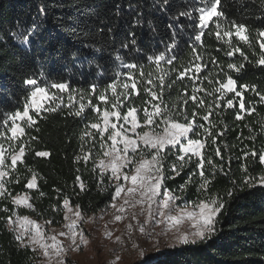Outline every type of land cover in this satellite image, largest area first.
Instances as JSON below:
<instances>
[{
	"label": "trees",
	"instance_id": "16d2710c",
	"mask_svg": "<svg viewBox=\"0 0 264 264\" xmlns=\"http://www.w3.org/2000/svg\"><path fill=\"white\" fill-rule=\"evenodd\" d=\"M210 3L211 0H0V132L11 136L3 121L9 114L24 110L33 88L25 84L26 79H35L49 95L56 97L39 110V116L30 113L36 120L34 125L26 123L23 127L25 134L21 140L26 148L23 162L18 161L16 170H11L6 178L12 181L6 183L11 196L0 198V209L10 210L0 211V264H39L40 261L32 247H24L15 239L16 233L6 219L13 211L53 228L65 221L62 207L65 198L69 199L70 207L79 205L84 216H95L110 205L115 182L109 179L108 172L101 176L100 168L96 167L103 158L104 140L96 129L87 127L100 119L92 106L101 112L113 110L116 97L109 84L115 86L119 100L125 105L119 109L122 113L130 107L139 110L141 131L149 130L143 125V109L152 111L154 103L167 105L173 111L183 108L175 116L179 121H183L185 114L191 118L194 110L198 113L196 131L200 135H190L205 141L201 151L205 174L211 183L206 191L200 187L199 160L192 156L179 175L170 169L166 172L175 178L165 180L164 187L181 197L176 201L178 207L213 197H219L224 204L211 239L170 250L149 264H264V186L260 183L264 164L259 161V154H264V102L257 95V92L264 94V66L257 64L261 56L257 34L264 30V0H220L219 10L224 15L213 17L204 29L202 43L196 42L194 35L199 29L180 14ZM233 23L247 27L250 43L233 35L230 47L227 37L218 39L217 24L222 35L223 30L235 32L231 28ZM34 26L38 27L29 44L13 39V33ZM193 43L196 53L192 51ZM233 48L241 52L226 55ZM197 54L202 57L199 61L195 59ZM158 55L165 57L159 66L154 59L149 60ZM170 58H174L172 64L166 62ZM129 63L138 67H124ZM229 63L244 67L236 72L228 68ZM195 64L204 66L200 73L195 72ZM189 66H193L192 70L183 79H177ZM165 73L161 92L160 77ZM225 74L236 81L242 96L221 89L225 92L221 97L215 91L219 87L215 81H226ZM128 75L136 82V92ZM53 83H64L69 90L60 92L52 87ZM125 83L129 85L127 89ZM93 85L95 93L91 91ZM242 85H248L249 90L239 87ZM253 85L256 92L251 90ZM146 89L156 92L160 99L152 101ZM126 93L132 94L125 99ZM102 94L107 95L108 103L97 99ZM193 95L195 102L189 99ZM200 100L205 102L204 106L197 107ZM228 100L233 106H228ZM241 102L254 111L241 110ZM82 103L84 110L76 115ZM217 104L221 106L216 107ZM56 105L59 107L55 111L47 110ZM209 111L212 114L207 123L202 117ZM237 114L240 119L236 118ZM8 127H11L9 121ZM205 129L212 135L206 136ZM86 132L91 136L83 135ZM10 143L0 137L1 145L8 148ZM217 149L220 156L216 155ZM37 151L50 155L38 157ZM253 151L256 157L251 155ZM85 154H89L87 162L83 159ZM146 158L151 159V154L146 152ZM209 159L211 165L207 164ZM173 162L179 167L175 151L168 155L166 167ZM6 163L10 165L11 161L7 159ZM193 173L196 175L192 176ZM33 174L37 188L28 189L25 184ZM77 176L83 182V190ZM248 178L252 179L246 183ZM181 185L185 186L183 191ZM25 193L32 208H16L11 197ZM53 207L62 210L54 212ZM47 220L52 224H46Z\"/></svg>",
	"mask_w": 264,
	"mask_h": 264
},
{
	"label": "snow or ice",
	"instance_id": "6c2138e0",
	"mask_svg": "<svg viewBox=\"0 0 264 264\" xmlns=\"http://www.w3.org/2000/svg\"><path fill=\"white\" fill-rule=\"evenodd\" d=\"M220 0H211L210 6L205 4L202 7H198L193 9L192 11L182 12L180 15L186 17L189 21H191L192 26L194 28H198L199 32L194 35V40L196 42L202 43V36L204 34V29L209 25V22L213 19V17H221L223 16V12L219 10ZM43 11V10H41ZM198 13V15H194L193 13ZM38 26L30 27L28 29H21L19 33H13V39L22 43L29 44L31 42V38L35 36V28ZM221 26L217 24V37L221 39L223 37H227V43L231 47V38L235 35L241 41L246 43H250V40L247 36V27L243 24H235L231 25V28L235 29V32L231 30H223L221 35ZM258 39L257 43L260 46L261 56L257 61V64L264 66V30L258 31ZM135 44V40L132 41ZM193 53L197 52L196 44L193 43L191 45ZM171 49H169L170 51ZM235 52H241L239 48H233L231 51L227 52L226 55L232 56ZM155 60L157 66L163 60H165L164 56H156L155 58L149 57V60ZM197 61L201 60L202 57L197 54L195 56ZM247 59V57H245ZM174 58L167 59L166 62L168 64L173 63ZM215 63V61H213ZM124 67L128 69H135L138 65L135 64H125ZM193 66H189L185 68L183 72H180L177 76V79H183L184 76L192 70ZM202 64H195V72L200 73L203 70ZM244 65H236L233 63L228 64V68L239 72L243 69ZM143 75V73H141ZM167 73L163 74L160 77L161 84V92L164 86V79ZM226 81H215L216 84H219L218 88H215L216 92L221 93V97L225 95V92H222L221 89L226 90V92H235L236 96H242V93L237 90L236 81L230 76L227 75ZM128 80L132 81V89L133 92H136V82L131 75H128ZM148 83H151L149 80ZM209 83H213L211 80ZM26 85L33 86L30 96L26 99V103L24 105V110H17L14 114H9L7 119L3 121L4 127L11 133V136H8L5 132H0V137L4 139L10 140L8 148H5L3 145H0V198H5V196H11V193L7 191L6 183L12 182L7 180L6 178L11 175V170H16L17 162H23V157L26 151L25 144L21 140V137L24 136V129L20 125L17 124L18 120H25L28 126H32L36 123V120L29 114V109L32 108L36 111L37 116L40 115L39 109H41L42 105L36 103V97L40 96L42 98L48 100H54L56 97L48 94L46 88L38 85L35 79H26ZM53 88L59 89L60 92L68 91L69 86L64 83H53ZM109 88L112 89L113 95L116 97L115 102H112V111L108 109L101 110L92 106L93 111L97 112L100 115V119L95 122L89 124L87 127L90 129H96L99 133L102 140H104L105 133H108L107 140H110L111 146H108L106 142L101 143V148L105 149L103 152V156L107 159H100L96 167L100 168L101 176L105 174V172H111L109 176L110 180L116 181L115 183V191L111 196L110 207L115 210L117 214L114 215L115 221L119 222L123 219L122 214L126 211V206H134L136 204H144L147 201L148 204V219L145 221L147 224L151 221L153 224L158 223L156 220V216L162 218V222L168 224L170 227L178 225L182 222L183 219L187 218L189 220H193V227L195 231L190 235L192 237L191 241L189 239V234L184 233L180 234L176 237V240L179 244H188L189 242H195L197 239L199 240H209L215 234L216 231V223L218 222L217 218L219 213L224 207L222 200L219 197H213L208 200H199L195 202L193 205H188L187 202L178 210V215H173L175 209V203L177 200L181 199L170 192L166 187H164V181L167 179H174V176L166 175V172L170 169L172 173L176 175L180 174V169L187 162L191 161L192 156H196L199 160L197 163V169L199 170L200 176V187L207 190L208 185L211 183V179L205 174V158L202 153V149L205 147V141L202 139H193L190 134H194L199 136L200 133L196 131V116L198 113L194 110L191 114V118L187 114L183 116V121H179L175 119V116H178L180 112H183L184 109L181 108L178 111H173L168 108L167 105L161 107V104L154 103L152 104V111H149L148 108H144V120L143 125L147 126L149 130L143 131L142 133H137L136 129L140 128L141 122L138 118L139 110L135 107L128 108L127 112L122 113L119 109L124 107L122 101L119 100V96L115 91V86L113 84L108 85ZM124 87L127 89L129 87L128 83L124 84ZM249 90L248 85L239 86ZM252 91L256 92V87L253 85L251 88ZM91 91L95 93L96 88L95 85L92 86ZM149 94L152 97V101H156L160 99V96L156 92H151ZM203 91V89H200ZM132 93H126L125 99L128 98ZM138 94V92H137ZM211 94V93H208ZM257 95L260 97V101L264 102V94H260L257 92ZM70 101L73 100V97L69 96ZM83 99V97H81ZM98 100L108 103L109 99L106 94H102L97 97ZM194 102L196 100L195 95L189 97ZM146 104L151 103V101H145ZM187 103V100L184 101ZM204 101L200 100L197 103V107L204 106ZM228 106H233L232 101H227ZM89 105H91V101L89 100ZM71 106V105H66ZM221 105L217 104L216 107H220ZM55 107H49L48 111H55ZM241 110L247 111L251 113L254 109H248L245 107V104L241 102L240 104ZM84 110L83 103L80 105V110L76 112V115H80V113ZM212 113L209 111L208 114L203 115L202 119L210 123L209 117ZM115 118V122H111V118ZM237 119L241 117L237 114ZM157 120L159 123H157ZM8 121H12L11 127H8ZM200 128H203V125H199ZM111 129V131H109ZM157 129H160L159 131ZM132 133L133 135H129ZM206 136H211V132L205 129ZM83 135L91 136V133H84ZM82 135V139H83ZM217 135H223V133H217ZM135 137V138H133ZM35 139V137H32ZM215 136H212L213 143H215ZM19 141V143H17ZM119 145H123V147H119ZM143 145V147H141ZM175 151L176 153V161L180 162L179 167L175 162L166 167V160L170 153ZM139 152V160L135 159L137 153ZM146 152L151 154V159L146 158ZM36 156L38 157H48L50 154L45 151H37ZM131 154V155H130ZM217 156H220L221 153L219 149L216 152ZM248 154L246 153L245 156ZM253 157L257 156V153L253 151L251 153ZM11 160V164H7L6 160ZM85 162L89 159V154H85L83 157ZM259 161L261 164H264V154H259ZM207 164L211 165L212 161L207 160ZM128 168L129 171H123V169ZM95 170V169H94ZM196 173H193L192 176H195ZM190 176V180L192 179ZM252 178L246 179V183L250 182ZM76 180L80 182L81 190L84 189L83 182L79 176L76 177ZM123 180L124 183H120ZM15 182H19V178ZM260 183L264 184V177L260 178ZM126 185H130L127 186ZM25 187L28 189L37 188L36 176L33 174L32 178L27 181ZM184 185H181L180 190H184ZM43 195V193H41ZM123 194V196H122ZM139 196V199H135L136 196ZM228 195L231 196L232 192L229 191ZM157 197H162L157 200ZM12 203L19 207H28L32 208V205L28 202L29 197L27 194H17L16 196H12ZM122 199L123 203L117 204L116 201ZM70 201L68 198L63 200V210H65L64 220L67 222L64 227L67 231H61L57 235L64 236L70 240V248L72 251H79L83 245L88 243L87 238L82 230H80L79 225L81 222H85V218L83 213L80 210V206L77 205L75 210H73L70 206ZM155 206V207H154ZM191 208L192 210H189ZM34 210V209H33ZM54 212H59L62 209L60 207H53ZM167 210V211H165ZM2 212H9L8 208L0 209ZM71 213V215H69ZM15 216V220L13 219ZM7 223L10 227L17 232L15 239L20 242L24 247H32L35 250L36 246H38L41 250H43V255L49 259V264H52L53 260L55 264H67V262L63 259V254L66 253L69 249L65 248L62 243H60L57 239V235H47L45 234L43 227L41 225L36 224L35 221L30 220L28 217H21L12 212L11 215L6 217ZM46 224H52L51 220L45 221ZM31 225V228L28 227ZM138 230L141 234H146L151 238L152 233L149 231L146 233V229L144 225H139ZM168 228L165 229L167 231ZM112 234L108 233L110 237ZM45 240H50L52 243H45ZM115 242H121V237L117 236L115 238ZM135 247V245H133ZM51 249V253L49 251ZM141 258H143V252H140ZM118 259V258H117Z\"/></svg>",
	"mask_w": 264,
	"mask_h": 264
},
{
	"label": "rangeland",
	"instance_id": "374dc122",
	"mask_svg": "<svg viewBox=\"0 0 264 264\" xmlns=\"http://www.w3.org/2000/svg\"><path fill=\"white\" fill-rule=\"evenodd\" d=\"M48 101H49L48 99L42 98L40 96L36 97V103L42 105L41 109L45 106V104L48 103ZM32 112H36V111L30 108L29 114ZM9 122L12 124V121ZM111 122H115L114 117L111 118ZM26 123L27 122L25 120L17 121V124L20 125L21 127H24ZM109 131H111V129H109ZM143 131H147V130H143ZM143 131H141L140 128L136 129L137 133H142ZM107 135L108 133H105L104 142H106L108 146H111L112 142L106 139ZM129 135H133V134L129 133ZM119 147L122 148L123 145H119ZM141 147H143V145H141ZM139 158L140 156L138 152L135 159L139 160ZM103 159H107V158L103 156ZM123 171L127 172L129 171V169L125 168L123 169ZM107 172L111 175L110 170ZM114 182L116 183V181ZM122 182L123 180L120 181V183ZM262 185L264 186V184ZM161 198L162 197H157L156 199L159 200ZM135 199H139V198L135 197ZM116 203L119 205L123 203V200L119 199L116 201ZM189 210L192 209L189 208ZM178 214L179 213H177L176 215ZM69 215H71V213H69ZM122 216L123 219L119 222L115 221L114 218L104 217L102 215L84 216L85 222H81L79 228L84 232L85 237L88 240V243L86 245H83L79 251H72L70 248V243H71L70 240L64 236L57 235L59 232L62 231L60 228L59 229L46 228L42 224L37 223L36 221L35 222L36 224L44 227L45 230H47L48 235H57L58 241L62 243L65 248L69 249L66 253L63 254V259L67 262V264H144L145 261L151 263L150 261L152 259L163 253H167L168 251L174 250L183 245L193 244V242H189L188 244H179L176 240V237L179 236L180 234L187 233L189 234V239L191 241L192 237L190 234L195 231V228L193 227L194 224L193 220H189L185 218L178 225L170 227L168 224L162 222L161 217L156 216V220L159 221L158 223L153 224L151 221H149L145 226L146 229L148 230L153 229L157 233L156 239L153 242L147 244L148 248L151 251L150 254L146 255L143 253V258H141L140 252H135V251L127 252L121 258L117 259L112 254V249L114 245L119 243V242H115V238L117 236H120L122 241L124 235L128 233H132L136 242L144 243L143 235L139 232L138 227L139 225H141V222L143 221L145 222L148 219L147 201H145V203L142 205L136 204L134 206L131 205L126 206V211L122 214ZM28 227L31 228V225H28ZM166 228H168L167 231H165ZM15 233L17 235L16 231ZM108 233H111L112 235L109 237ZM198 241L200 240L197 239L194 243ZM51 243L52 242L50 241L48 244ZM35 251L37 252L40 258L39 264H49V259L43 255V250H41L38 246H36ZM49 251L51 253V249H49ZM52 264H55L54 260Z\"/></svg>",
	"mask_w": 264,
	"mask_h": 264
},
{
	"label": "built area",
	"instance_id": "2783aa9c",
	"mask_svg": "<svg viewBox=\"0 0 264 264\" xmlns=\"http://www.w3.org/2000/svg\"><path fill=\"white\" fill-rule=\"evenodd\" d=\"M124 183V182H122ZM128 185H126L127 187ZM136 198H139V196L137 195ZM180 207L177 206V204L175 203V209L177 211L173 212V215H176L178 213ZM117 214L115 212L114 209H112L110 206H107L105 209H103L102 211H100L97 216L102 215L104 217H111L114 218V215ZM66 224V221H64V223L58 227H53L52 229H61L62 231H67V229L64 227V225ZM141 225L146 226V223L143 221L141 222ZM146 229V228H145ZM43 230L46 234V236L48 235L47 230H45V228L43 227ZM151 232V238H149L148 235L146 234H142L143 238H144V243H140V242H136L134 239V236L132 233H128L126 235H124L123 240L117 244L114 245L113 249H112V254L115 258H121L124 254H126L127 252H143L144 254L148 255L150 254V249L148 248L147 244L153 242L156 237H157V233L155 230H148L146 229V233L147 232ZM45 243H49L50 240H45ZM133 245H135V247H133ZM144 264H149L148 261H145Z\"/></svg>",
	"mask_w": 264,
	"mask_h": 264
},
{
	"label": "crops",
	"instance_id": "0c3cea01",
	"mask_svg": "<svg viewBox=\"0 0 264 264\" xmlns=\"http://www.w3.org/2000/svg\"><path fill=\"white\" fill-rule=\"evenodd\" d=\"M73 210H75V208L74 207H71Z\"/></svg>",
	"mask_w": 264,
	"mask_h": 264
}]
</instances>
